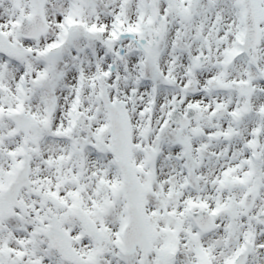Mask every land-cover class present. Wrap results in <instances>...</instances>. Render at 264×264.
Listing matches in <instances>:
<instances>
[{
    "label": "snow or ice",
    "instance_id": "1",
    "mask_svg": "<svg viewBox=\"0 0 264 264\" xmlns=\"http://www.w3.org/2000/svg\"><path fill=\"white\" fill-rule=\"evenodd\" d=\"M0 264H264V0H0Z\"/></svg>",
    "mask_w": 264,
    "mask_h": 264
}]
</instances>
